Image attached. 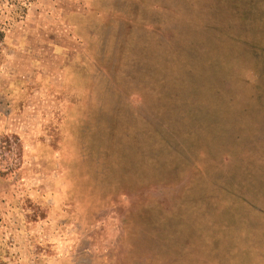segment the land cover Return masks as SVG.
Segmentation results:
<instances>
[{"label": "rangeland", "instance_id": "rangeland-1", "mask_svg": "<svg viewBox=\"0 0 264 264\" xmlns=\"http://www.w3.org/2000/svg\"><path fill=\"white\" fill-rule=\"evenodd\" d=\"M0 264H264V0H0Z\"/></svg>", "mask_w": 264, "mask_h": 264}, {"label": "trees", "instance_id": "trees-1", "mask_svg": "<svg viewBox=\"0 0 264 264\" xmlns=\"http://www.w3.org/2000/svg\"><path fill=\"white\" fill-rule=\"evenodd\" d=\"M246 53V52H245Z\"/></svg>", "mask_w": 264, "mask_h": 264}]
</instances>
